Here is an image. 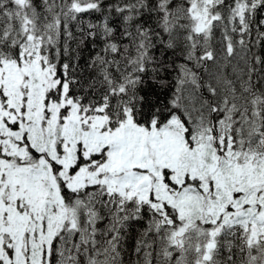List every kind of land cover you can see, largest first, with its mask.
I'll return each instance as SVG.
<instances>
[{
	"label": "snow or ice",
	"instance_id": "obj_1",
	"mask_svg": "<svg viewBox=\"0 0 264 264\" xmlns=\"http://www.w3.org/2000/svg\"><path fill=\"white\" fill-rule=\"evenodd\" d=\"M0 264H264V0H0Z\"/></svg>",
	"mask_w": 264,
	"mask_h": 264
}]
</instances>
